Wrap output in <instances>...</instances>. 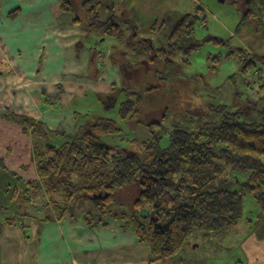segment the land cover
<instances>
[{"label": "trees", "instance_id": "16d2710c", "mask_svg": "<svg viewBox=\"0 0 264 264\" xmlns=\"http://www.w3.org/2000/svg\"><path fill=\"white\" fill-rule=\"evenodd\" d=\"M234 1L244 7L241 24L252 21L264 27V0ZM60 2L62 11L74 16L73 24L88 35L97 32L124 41L133 36L138 42L135 49L138 55H147L155 49L151 39L149 49L142 48L138 27L124 14H118L115 3L106 6L103 3L105 11L101 12L104 0ZM18 12L11 16L16 17ZM205 21L201 6L183 15L173 31L163 35V47L155 49L160 62L178 56L187 62V57L201 46L194 37L195 26ZM125 29L132 32L127 39ZM117 91L129 93L132 88L119 89L116 83L105 97H114ZM139 107L140 99L123 102L120 117L136 118ZM217 110L222 116L219 122L194 131L175 129L166 148L161 147L157 135L160 123H149L153 135L142 142L139 153L115 152L104 141L122 132L113 119L99 118L93 123L80 124L74 133L66 134L51 132L34 119L8 113L7 120L22 126L25 134L31 129L35 139L33 161L38 178L26 184L22 194L25 202L31 196L42 199L38 208L45 212L53 208L54 218L49 219L62 221L77 218L75 200H91L94 212L82 216L89 229L106 224L108 219L121 222L122 231L132 228L137 240L150 246L154 262L174 258L192 238L225 235L238 226L247 194L253 195L261 210L256 228L260 236L264 234V110L259 123L243 121L240 112H230L225 106ZM52 135L65 141L59 146L43 142ZM0 166H4L2 160ZM228 170L247 176L243 182L237 181V189H232ZM12 174L20 180L16 173ZM126 187H134L138 193L133 204L136 210L131 215L117 214L114 211L117 193ZM13 223L12 219L0 222V233L5 225Z\"/></svg>", "mask_w": 264, "mask_h": 264}, {"label": "crops", "instance_id": "0c3cea01", "mask_svg": "<svg viewBox=\"0 0 264 264\" xmlns=\"http://www.w3.org/2000/svg\"><path fill=\"white\" fill-rule=\"evenodd\" d=\"M164 1H123L126 17L136 24L138 35L142 30L140 11L164 16ZM168 1L173 6V0ZM112 2L103 3L106 6ZM17 10L16 17H12ZM100 10L105 11V7ZM166 20L169 24L177 22L172 14ZM159 24L160 19L154 26ZM92 35L73 24L72 14L62 11L60 0L0 1V160L4 165L0 166V213L6 210L3 214H15L7 218L13 220V225H5L0 233V264L166 262H154L150 246L140 243L134 230L122 231V223L117 220L108 219L106 224L89 229L83 218L50 220L54 218L53 208L51 212L37 208L36 213L32 210L23 213V204L14 197L25 192L26 181L37 179L33 161L35 139L5 116L14 113L44 124L51 132L72 134L82 124L81 120L86 119L84 107H70L72 102L86 99L88 92L102 101L110 94L111 86L120 82L112 49L98 56V40L89 39L85 44L80 41L81 36ZM154 39L160 38H153L155 42ZM120 53L124 56L123 49ZM12 173L22 180L13 182L17 178ZM239 248L243 256L237 264H264V234L259 236L253 230L239 243Z\"/></svg>", "mask_w": 264, "mask_h": 264}, {"label": "rangeland", "instance_id": "374dc122", "mask_svg": "<svg viewBox=\"0 0 264 264\" xmlns=\"http://www.w3.org/2000/svg\"><path fill=\"white\" fill-rule=\"evenodd\" d=\"M112 1L126 17L124 0ZM173 2V6L168 0L163 2L162 11L166 15L161 17L159 14L151 16V11L147 13L140 11L142 30L139 39L143 42L144 50L149 49V39L156 50L160 49L163 47L161 41L164 39L163 35L166 31L168 33L173 31L176 25L169 24L166 17L172 14L178 22L183 15L193 13L201 6L205 10L206 21L198 23L194 31V37L201 46L187 57V62L183 56L165 58L160 62L156 53L153 54L152 51H148L147 55H138L135 50L138 42L133 36L122 43L116 37L104 36L97 32L92 33L89 38L81 36L80 41L83 44L89 43V39L98 40L100 48L98 56L101 53L106 55L112 49V57L119 62L118 67L119 64L122 65V69L121 66L119 68V89L132 88L129 93L117 91L114 97L111 95L107 98L105 95L104 101L103 99L100 101L93 92H88L86 99H75L70 106L84 107L86 119L81 120L83 125L93 123L99 118H109L117 122L122 132L104 139L115 152L139 153L142 142L152 138V131L148 127L152 122L160 123L157 135L161 147L166 148L169 145V136L175 129L194 131L206 124L219 122L222 117L217 110L219 106L227 107L230 112H240L243 121L248 123L262 121L264 27H258L252 21L241 24L244 7L242 3L234 0H173ZM159 19L160 24L154 26ZM149 23L157 30H150L151 27L146 26ZM167 26L170 27L164 30ZM145 27L149 30L143 32ZM160 29L162 33H159ZM129 34L132 32L126 30V39L129 38ZM155 37L160 39H154V42ZM92 45L93 43L88 46ZM122 49L124 56L120 53ZM100 59L103 60L104 56ZM151 87L155 89L150 90ZM138 99H140L138 116L123 120L119 114L121 104L127 100ZM110 103L112 105L108 106ZM49 138L43 142L59 146L65 141L62 137ZM227 178L233 183L234 190L238 188L237 181L243 182L247 176L242 172L228 170ZM14 197L17 198L16 202L23 204V213L31 210L36 213L42 204V199L38 197H27L28 202H25L24 195L16 193ZM137 197L138 193L134 187L122 189L117 193L114 211H117V214H133L136 210L133 204ZM73 205L77 219L82 218L87 212H94L95 209L94 202L88 199H77ZM3 211L6 210L0 213L2 223L9 216L15 215L3 214ZM260 213L256 199L253 195L247 194L243 198V214L238 226L226 235L190 239L184 250L171 260H165V264H237L243 256L239 243L257 228L256 220Z\"/></svg>", "mask_w": 264, "mask_h": 264}, {"label": "bare ground", "instance_id": "6f19581e", "mask_svg": "<svg viewBox=\"0 0 264 264\" xmlns=\"http://www.w3.org/2000/svg\"><path fill=\"white\" fill-rule=\"evenodd\" d=\"M153 50V54H155V49H152ZM22 127V126H21ZM23 128V127H22ZM23 133H24V128H23ZM27 132L29 133L30 132V134L32 135V132H31V129H27ZM28 133H27V135H28ZM25 134V133H24ZM26 135V134H25ZM32 137V136H31ZM55 137H57L56 135H55ZM59 137V136H58ZM37 178H38V175H37ZM20 180H22V178H20ZM35 180H37V179H35ZM34 181V180H33ZM27 182V184L28 183H30V182H32V181H26Z\"/></svg>", "mask_w": 264, "mask_h": 264}]
</instances>
